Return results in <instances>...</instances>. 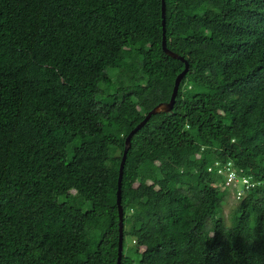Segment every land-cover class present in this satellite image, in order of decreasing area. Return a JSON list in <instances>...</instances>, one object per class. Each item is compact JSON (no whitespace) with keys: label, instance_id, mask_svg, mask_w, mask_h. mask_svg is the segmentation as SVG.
Masks as SVG:
<instances>
[{"label":"trees","instance_id":"1","mask_svg":"<svg viewBox=\"0 0 264 264\" xmlns=\"http://www.w3.org/2000/svg\"><path fill=\"white\" fill-rule=\"evenodd\" d=\"M161 2L0 0V264H116L163 32L120 264H264V0Z\"/></svg>","mask_w":264,"mask_h":264},{"label":"water","instance_id":"2","mask_svg":"<svg viewBox=\"0 0 264 264\" xmlns=\"http://www.w3.org/2000/svg\"><path fill=\"white\" fill-rule=\"evenodd\" d=\"M164 0H162V17L164 18ZM164 23V19H163ZM164 30V28H163ZM162 47L163 50L171 55L174 58H178L184 62V68L183 70L177 74L174 80L172 92L170 95V98L168 101L160 102L157 105H155L152 109H150L144 116V118L127 134L124 140V148L121 156V160L119 163V168H118V178H117V190H116V205H117V210H118V248H117V258H116V264L121 263V258H122V250H123V209L121 206V184H122V176H123V168L124 164L126 161L127 157V152L131 146V137L134 133H136L146 122L147 120L155 113H160V112H165L168 113L172 110L174 102H175V97L177 95V91L180 85V82L183 78V76L187 73L189 65L186 59H184L182 56L178 55L177 53H174L170 51L168 48H166V39L165 35L163 32V39H162Z\"/></svg>","mask_w":264,"mask_h":264},{"label":"built area","instance_id":"3","mask_svg":"<svg viewBox=\"0 0 264 264\" xmlns=\"http://www.w3.org/2000/svg\"><path fill=\"white\" fill-rule=\"evenodd\" d=\"M222 172L225 177V186L230 189V192L233 194L234 198L239 199L242 196V189L249 188L253 185L248 177L239 176L237 171L227 163L224 170H219Z\"/></svg>","mask_w":264,"mask_h":264},{"label":"rangeland","instance_id":"4","mask_svg":"<svg viewBox=\"0 0 264 264\" xmlns=\"http://www.w3.org/2000/svg\"><path fill=\"white\" fill-rule=\"evenodd\" d=\"M234 199L235 198L233 196H230V198L227 201V204L225 205V212H227L230 209V207L232 208V206L237 204L236 199L235 200Z\"/></svg>","mask_w":264,"mask_h":264},{"label":"clouds","instance_id":"5","mask_svg":"<svg viewBox=\"0 0 264 264\" xmlns=\"http://www.w3.org/2000/svg\"><path fill=\"white\" fill-rule=\"evenodd\" d=\"M236 171V170H235ZM260 183V181H257V184H259ZM231 196H233V194L231 193ZM234 197V196H233ZM241 198V197H240ZM236 199V198H235ZM236 200H238V199H236Z\"/></svg>","mask_w":264,"mask_h":264}]
</instances>
